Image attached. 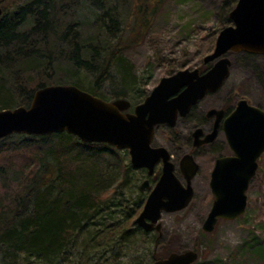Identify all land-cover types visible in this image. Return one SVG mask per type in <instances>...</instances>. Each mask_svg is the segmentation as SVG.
Segmentation results:
<instances>
[{
  "label": "trees",
  "instance_id": "obj_1",
  "mask_svg": "<svg viewBox=\"0 0 264 264\" xmlns=\"http://www.w3.org/2000/svg\"><path fill=\"white\" fill-rule=\"evenodd\" d=\"M111 1L14 0L12 9L4 7L0 110L29 107L35 91L47 85L73 84L107 100L134 96L138 81L120 43L123 18L129 10L124 13ZM107 81L120 86L113 98L104 95ZM143 97H129L132 110L134 101L140 103ZM50 139L58 140L49 142L46 149L36 145L35 151L29 150L28 166L1 169L5 190L0 187L1 264H19L26 256L57 264L77 242L86 251L112 244L126 248L148 234L133 220L142 207L138 202L137 208L130 207L134 202L129 200L107 202L127 186L135 172L123 160L124 178L111 187L116 180L114 161L122 160L119 149L106 143H85L68 132L28 136L23 141ZM28 142L24 144L31 146ZM8 180L16 183L10 190ZM152 256L154 261L160 258Z\"/></svg>",
  "mask_w": 264,
  "mask_h": 264
},
{
  "label": "rangeland",
  "instance_id": "obj_2",
  "mask_svg": "<svg viewBox=\"0 0 264 264\" xmlns=\"http://www.w3.org/2000/svg\"><path fill=\"white\" fill-rule=\"evenodd\" d=\"M149 1L154 0L111 1L112 6L119 7L118 10L122 9L124 13L129 10V15L125 14L123 18L120 43L125 47L124 58L133 67L139 85L137 95H126L133 99H138L142 94L145 98L163 77L174 72L186 68H199L204 71L213 65V62L206 63L204 59L214 51L220 31L233 24L230 12L238 2V0H157L156 3ZM3 7L12 9L14 0H9ZM229 57L232 62L230 77L222 90L225 92L235 89L236 92L247 94L259 101L256 94V87L259 84L257 74H261L264 81V57L246 52H231ZM114 72L113 69L112 75L115 79L119 76ZM119 87L113 81H107L104 84V95L108 98L115 97V88ZM207 102L216 105L219 102V94L211 95L203 105L206 106ZM134 103L133 106L138 102ZM181 129L188 135V127L183 126ZM160 134L164 138H160V141L166 142L175 136L172 133L171 137L164 128L160 129ZM10 136L0 141V149L3 150L0 153V172L1 169L5 170L11 166L19 168L28 166L29 150L35 151L36 145H40L38 149H46L50 147L49 142L58 140L30 143L23 140L28 136L40 135ZM25 142L31 146L25 145ZM183 150H174L176 159L181 156ZM120 151L122 164L114 161L116 165L113 166L112 172L116 180L111 183L112 188L117 187L124 178L123 160L130 163V156L126 151ZM204 165L202 175L206 179L203 180L199 174L195 183L196 196L190 205L177 212L163 213L161 236H158L156 231H145L147 235H141L134 241L135 243L128 244L126 248L120 247V244H112L113 247L105 246L93 251L83 250L77 242L65 252L57 264H138V262L153 264L152 255L163 258L172 252L190 249H195L200 254L199 259L193 264H264V154L247 191L246 213L235 220L221 219L211 232L203 231L202 221L207 217L213 204L214 196L205 188L207 178H210L208 172L215 165L213 155L205 158ZM133 173L132 179L129 178L130 182L126 183L127 186L121 187L113 197L114 192L112 190L109 192L112 198H108L107 202L111 204L112 201L129 200L134 202L130 205L133 208L138 207L135 204L138 202L142 207L134 215L135 220L143 209L149 191H141L140 185L145 178L140 179L136 170ZM3 183L4 181L0 180V187L5 193ZM6 184L10 186L8 190L16 186V183L10 180ZM25 258H22L19 264H46L33 257Z\"/></svg>",
  "mask_w": 264,
  "mask_h": 264
},
{
  "label": "water",
  "instance_id": "obj_3",
  "mask_svg": "<svg viewBox=\"0 0 264 264\" xmlns=\"http://www.w3.org/2000/svg\"><path fill=\"white\" fill-rule=\"evenodd\" d=\"M3 13L0 3V17ZM230 18L233 24L220 31L214 51L204 59L206 63L213 62L206 72L186 68L163 77L133 112H125L131 106L127 99L109 101L73 84L47 85L35 91L29 107L0 110V140L12 134L68 132L85 143H107L121 150L128 148L132 165L148 167L151 173L155 164L163 159V174L134 220L145 231L156 230L161 235L163 213L180 211L192 201L191 178L198 164L192 155L183 157L182 168L186 174L188 172L185 186L175 173L176 166L168 149L152 145L156 127L164 123L174 126L179 111L186 115L193 104L220 89L230 76L229 53L264 55V0H238ZM245 107L250 112H244ZM248 115L253 123L252 134H243L239 142L240 138L230 131L228 138L236 155L220 158L214 168L211 187L215 201L204 223L206 232L213 231L220 218L236 219L246 212L247 191L257 173L258 160L264 154V111L249 106L248 101L242 99L231 119ZM201 133L198 129L195 136ZM215 136L216 132L209 134L196 144L209 142ZM147 186L145 182L141 188ZM199 257L195 249L175 251L156 259L153 264H193Z\"/></svg>",
  "mask_w": 264,
  "mask_h": 264
},
{
  "label": "flooded vegetation",
  "instance_id": "obj_4",
  "mask_svg": "<svg viewBox=\"0 0 264 264\" xmlns=\"http://www.w3.org/2000/svg\"><path fill=\"white\" fill-rule=\"evenodd\" d=\"M260 57H264L262 54H258ZM201 73H204L206 71H203L200 69ZM230 77V76H229ZM228 77V78H229ZM259 84L256 87V94L259 97V101L252 99V97L248 96L247 94H240V92H236L235 89L225 91L222 90L224 84L220 87V89L216 92H209L204 98L200 99L196 104H193L188 111L186 115H182L179 111V115L176 121V124L174 126L164 123L159 124L156 127L154 139L152 142L153 146H164L168 149V151L171 154V161L175 164V173L178 176V178L182 181V183L186 186L188 184V172L187 174L184 172L182 168V159L185 155H192L196 163L198 164V169L195 175L191 178V184L194 188V197L196 196V179L198 178L199 174L202 176V179L205 180L206 178L202 175V170L204 169V160L207 159L208 156L213 155V159L215 160L214 167L208 172L210 174V178H207V187L208 191L214 196L213 198V204L215 201V195L213 193L212 187H211V179L212 174L214 171V168L216 166L217 161L220 158H224L227 156H234L236 155V152L233 150L234 148L230 144L229 141V133L230 131H233V134L236 135V137H241L243 134L249 135L253 132V123L251 120V117L248 115L246 118L239 116L238 119L232 120L231 116L233 113H235L239 107V103L242 99H246L248 101L249 106H255L261 110L264 111V81L261 74H257ZM227 78V79H228ZM219 94V102L215 104H211L207 102V105H203V102L209 98L213 94ZM111 99V100H115ZM119 99V98H117ZM125 99L129 98L126 96ZM145 99V98H144ZM133 110L128 109L125 112H133ZM244 112H250L248 111V108L245 107L243 109ZM247 114V113H246ZM244 118V119H240ZM183 126H186L189 128L188 135L183 133V129H181ZM164 128L168 131V133L171 134V137L173 136L172 133L175 135L172 137V139H169L167 142L160 134V129ZM180 128V129H179ZM198 129L202 130V133L196 137L195 133ZM216 132V136L213 140L205 143L196 144L198 141H203L207 138L209 134H212ZM251 132V133H250ZM241 141V138L239 140ZM175 143H178L175 144ZM174 144V145H172ZM116 148V147H115ZM117 149V148H116ZM175 149H184L181 156L179 158H175ZM125 150L126 153L130 156V163H131V155H130V149H122ZM176 160V161H175ZM261 156L258 160L260 163ZM132 164V163H131ZM134 170L139 172L140 179L145 178L144 182L140 185L141 191L148 190L149 193L147 195V198L149 197L152 189L156 186V184L159 182L162 174H163V167H164V160L160 159L154 167L153 172H150V168L148 167H140L136 168L132 165ZM259 168V167H258ZM147 182V187L142 189V185ZM251 183V182H250ZM199 184V183H198ZM250 187V185H249ZM146 198V200H147ZM192 199V200H193ZM146 202V201H145ZM192 202V201H191ZM190 202V203H191ZM189 203V205H190ZM212 204V207H213ZM211 207V209H212ZM211 211V210H210ZM209 211V213H210ZM207 214V217L209 215ZM205 218L204 221H202V229L204 230V223L207 219ZM239 216L238 218H240ZM236 218V219H238ZM162 219V218H161ZM224 218H220L218 222ZM225 220H235V219H225ZM217 222V223H218ZM217 225V224H216ZM216 227V226H215ZM156 231V230H154ZM152 232V231H151ZM158 232V231H157ZM159 236L160 233L158 232Z\"/></svg>",
  "mask_w": 264,
  "mask_h": 264
}]
</instances>
